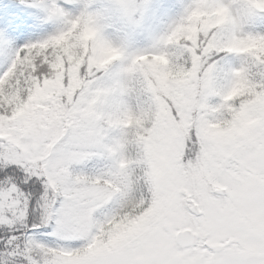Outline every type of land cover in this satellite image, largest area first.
<instances>
[{
	"label": "snow or ice",
	"instance_id": "1",
	"mask_svg": "<svg viewBox=\"0 0 264 264\" xmlns=\"http://www.w3.org/2000/svg\"><path fill=\"white\" fill-rule=\"evenodd\" d=\"M114 11H0V264H264V0Z\"/></svg>",
	"mask_w": 264,
	"mask_h": 264
},
{
	"label": "trees",
	"instance_id": "2",
	"mask_svg": "<svg viewBox=\"0 0 264 264\" xmlns=\"http://www.w3.org/2000/svg\"><path fill=\"white\" fill-rule=\"evenodd\" d=\"M141 2L142 0H137ZM90 4L92 10H101L106 11L113 16V20L110 22V26L106 28V34L110 37L118 34V22L115 19V15L108 9L110 2L109 0H87ZM9 0H0V11L7 10ZM82 3V0H76V4L79 6ZM183 3V0H166L159 5V10L157 11L156 20L154 21L151 28L162 27L163 25L170 22L173 16V12L179 9L180 4ZM36 24L38 25L36 31L37 36L34 37L33 42L36 39L41 38L45 33L43 30L51 31L54 29L55 25H53L50 21H46L42 18H38L36 20ZM264 29V18H257L250 21L246 25V30L249 31H259ZM146 33H143L142 37H136L135 41L137 44L142 45L145 42Z\"/></svg>",
	"mask_w": 264,
	"mask_h": 264
},
{
	"label": "rangeland",
	"instance_id": "3",
	"mask_svg": "<svg viewBox=\"0 0 264 264\" xmlns=\"http://www.w3.org/2000/svg\"><path fill=\"white\" fill-rule=\"evenodd\" d=\"M164 1H166V0H150V3L153 6V11H152L151 17H150V19L148 21V28H151V26L153 25L154 21L156 20L157 11L159 10V5H160V3L164 2ZM109 2H110V5H109L108 9L112 12V14L115 15L114 0H109ZM142 36H143V33H139L136 37H142Z\"/></svg>",
	"mask_w": 264,
	"mask_h": 264
}]
</instances>
